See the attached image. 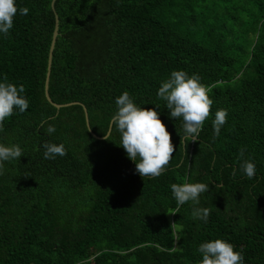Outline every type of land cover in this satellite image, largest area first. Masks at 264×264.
Wrapping results in <instances>:
<instances>
[{"label": "trees", "instance_id": "obj_1", "mask_svg": "<svg viewBox=\"0 0 264 264\" xmlns=\"http://www.w3.org/2000/svg\"><path fill=\"white\" fill-rule=\"evenodd\" d=\"M51 1L16 0L28 14L0 36V79L29 101L0 125V143L23 153L0 175V264H198L199 244L216 238L264 264V0ZM55 16L51 101L82 103L98 136L124 91L157 110L175 149L159 177L136 172L115 127L96 138L80 104L46 99ZM172 70L198 74L213 101L195 142L157 96ZM218 109L228 117L215 136ZM45 141L66 155L44 159ZM241 148L252 179L239 171ZM185 180L209 185L207 222L191 201L177 208L170 185Z\"/></svg>", "mask_w": 264, "mask_h": 264}, {"label": "clouds", "instance_id": "obj_2", "mask_svg": "<svg viewBox=\"0 0 264 264\" xmlns=\"http://www.w3.org/2000/svg\"><path fill=\"white\" fill-rule=\"evenodd\" d=\"M28 8L17 7L16 0H0V36H7L13 27V18L19 12L27 15ZM209 90L201 83L196 73L189 74L184 70H172L157 90L158 98L165 101L170 118H181L184 140L195 142L199 138L202 125L209 116L213 101ZM23 85H16L6 78L0 79V125L9 118L14 108L19 112L28 109L29 101L24 95ZM116 111L112 115L108 133L115 127L119 134V143L126 156L134 162L135 170L141 177H159L168 165L175 151L169 131L161 121L154 108H144L134 102L127 91L115 98ZM157 108L159 105H156ZM228 111L218 109L212 120L213 134L220 135L221 127L226 123ZM53 125H48L47 134L55 132ZM44 159H55L57 155H66L63 143L45 141L41 145ZM23 155L17 144L0 143V175L4 173V162L19 160ZM241 161L238 165L243 175L252 179L256 175V166L249 159H244V149H240ZM235 171L233 175L235 176ZM209 185L203 182L172 183L171 193L177 208L191 201L194 205V220L207 222L210 209L200 207V194L208 190ZM178 213V212H175ZM173 213V214H175ZM198 253L202 257L198 264H244L242 251L234 250V245L222 238L206 240L199 244Z\"/></svg>", "mask_w": 264, "mask_h": 264}, {"label": "water", "instance_id": "obj_3", "mask_svg": "<svg viewBox=\"0 0 264 264\" xmlns=\"http://www.w3.org/2000/svg\"><path fill=\"white\" fill-rule=\"evenodd\" d=\"M53 3H54V0L51 1V7L52 8H53ZM57 28H58V18H57V16H55V25H54V29H53L52 36H51L50 46H49V49H48L47 69H46V74H45V79H44V95H45L46 99L49 102H51L56 108H59L61 106H67V105H70V104H80L82 106V108H83L85 124H86V127L88 128L90 134L92 136L96 137V138H104L105 137V134L108 133V128H107L106 133L103 136L96 135L90 129L89 122H88V115H87V112H86V108H85V106L82 103H80L78 101H72V102L60 103L59 104V103L52 102L51 99H50V97H49V94H48V80H49V72H50V65H51L52 50H53L54 42H55V39H56V36H57Z\"/></svg>", "mask_w": 264, "mask_h": 264}, {"label": "rangeland", "instance_id": "obj_4", "mask_svg": "<svg viewBox=\"0 0 264 264\" xmlns=\"http://www.w3.org/2000/svg\"><path fill=\"white\" fill-rule=\"evenodd\" d=\"M216 1H218V0H216Z\"/></svg>", "mask_w": 264, "mask_h": 264}]
</instances>
